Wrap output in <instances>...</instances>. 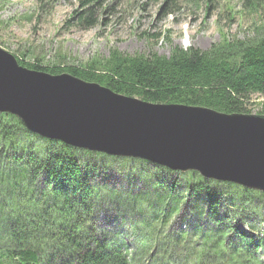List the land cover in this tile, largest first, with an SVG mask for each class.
Returning a JSON list of instances; mask_svg holds the SVG:
<instances>
[{"label": "trees", "instance_id": "trees-1", "mask_svg": "<svg viewBox=\"0 0 264 264\" xmlns=\"http://www.w3.org/2000/svg\"><path fill=\"white\" fill-rule=\"evenodd\" d=\"M100 1L82 0L73 22L93 27ZM238 1L243 11L264 5ZM14 57L28 69L67 73L149 103L243 114L252 96H264V25L248 39L204 52L178 48L167 59L114 53L102 73L92 65L45 67ZM259 208L264 193L77 149L0 113V264H263ZM129 236L136 250L123 240Z\"/></svg>", "mask_w": 264, "mask_h": 264}, {"label": "water", "instance_id": "water-1", "mask_svg": "<svg viewBox=\"0 0 264 264\" xmlns=\"http://www.w3.org/2000/svg\"><path fill=\"white\" fill-rule=\"evenodd\" d=\"M0 113L44 139L264 193V115L149 103L28 69L1 48Z\"/></svg>", "mask_w": 264, "mask_h": 264}, {"label": "rangeland", "instance_id": "rangeland-1", "mask_svg": "<svg viewBox=\"0 0 264 264\" xmlns=\"http://www.w3.org/2000/svg\"><path fill=\"white\" fill-rule=\"evenodd\" d=\"M81 1L0 0V48L27 63L82 69L92 65L102 73L114 53L167 59L178 48L204 52L225 41L248 39L264 25L261 3L243 11L238 0H101L94 10L96 24L83 29L71 19L82 10ZM263 104L264 96L254 95L243 114L260 115ZM185 209L180 205L179 216L171 218L174 225ZM259 217L264 220L260 208ZM262 230L264 237V224ZM133 237L123 240L136 250ZM259 252L264 264V250Z\"/></svg>", "mask_w": 264, "mask_h": 264}]
</instances>
